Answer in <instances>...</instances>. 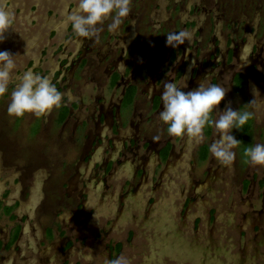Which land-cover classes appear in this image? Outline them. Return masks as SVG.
<instances>
[{"label":"flooded vegetation","instance_id":"af4514ba","mask_svg":"<svg viewBox=\"0 0 264 264\" xmlns=\"http://www.w3.org/2000/svg\"><path fill=\"white\" fill-rule=\"evenodd\" d=\"M76 6V2L70 3L66 14L62 13L65 17L60 23L61 31L55 29L50 36L52 39L60 33V41L44 49L38 59L40 75L50 78L63 94L62 106L41 117L43 132L80 147L73 161L76 179H70L83 180L86 174L80 169L89 166L95 169L94 180L103 176L97 180L102 187H109L110 180L123 182L117 188L120 209L116 211L120 217L128 209L127 201L132 197L137 200L138 190L146 186L156 191L169 174L182 167L192 176L190 185H194L195 192L212 171L230 168L221 165L209 151L219 138L213 127L205 129L201 143L187 136L168 135L167 125L159 118L163 83L186 85L182 90L187 92L207 77L206 84H219L228 90L217 113L227 107L250 111L247 102L254 89L264 96V0H132L131 12L118 28L109 30L113 22L110 18L98 25L97 35L89 39L78 38L70 24L65 26L67 16ZM180 31L191 33L192 39L178 48L167 46L166 36ZM49 53L50 57L45 59ZM47 63L50 67L45 68ZM258 118L254 114L251 119L249 147L253 146ZM238 133L233 129L237 140ZM260 137L264 141V131ZM243 143L237 147L239 155L231 165L235 171L249 164ZM32 166L27 165L24 170L31 171ZM62 166L66 168L64 162ZM89 175L90 172V178ZM253 179L248 185L243 180V187L257 177ZM3 183L6 188L0 197V233L8 236L0 238V264H4L12 250L20 251L25 236L31 233L30 219L39 205L31 204V192H27V185L22 186L21 172ZM12 187L16 189L15 195ZM87 196L82 191L76 198L67 199L71 219L78 216L77 210L84 211ZM110 197L103 199L110 201ZM195 200L190 196L186 207ZM147 201L153 204L154 196ZM64 226L46 228L48 242L42 246L58 244L61 253V260L53 259L50 264H71L66 256L75 243L71 231L65 232ZM115 248L120 252L123 242Z\"/></svg>","mask_w":264,"mask_h":264},{"label":"rangeland","instance_id":"374dc122","mask_svg":"<svg viewBox=\"0 0 264 264\" xmlns=\"http://www.w3.org/2000/svg\"><path fill=\"white\" fill-rule=\"evenodd\" d=\"M73 1L78 3V0H0V6L15 17L13 29L0 42V51L16 55L14 77L29 70L41 74L38 59L44 49L60 41V33L52 39L50 36L55 29L61 31L60 23L65 17L62 13ZM44 67L50 65L47 63ZM15 83L18 81L10 84L8 93L0 98V197L6 188L3 181L21 172L22 186L27 185V192H31V204L39 202V205L30 219L31 233L25 236L20 251L12 250L4 264L9 261L50 264L53 259L59 262V245L48 248L42 245L48 242L46 228L64 226V223L67 225L63 230L71 231L69 234L75 243L66 256L71 264H105L106 260L120 256L129 258L131 264H264V167L248 164L235 171L230 165L228 169L212 171L208 179L203 176L206 181L196 192L192 189L194 185H190L192 176L182 167L169 174L156 191L143 186L137 192V200L129 199L128 209L117 217L116 210L120 209L117 188L123 182L117 184L110 180L109 187H102L97 180L103 176L99 175L95 182V169L89 166L85 170L79 168L86 174L83 180L70 179L77 174L73 161L80 147L63 137L58 139L43 132L41 117L31 114L10 117L7 107ZM253 99L254 93L247 106L259 117L251 141L255 146L264 144L260 137L264 131V96L257 93L256 104L248 105ZM249 146V142H244L243 152ZM233 151L237 157L239 149ZM30 164L32 170H24ZM254 176L256 181L243 187V180L248 185L255 180ZM65 183L68 186L64 187ZM11 190L15 195L16 189ZM82 191L88 195L84 211L77 210L78 216L71 219L67 199L76 198ZM106 196H111L110 201H104ZM151 196H154L153 204L147 201ZM190 196L196 200L186 207ZM129 233L134 235L130 237ZM7 236L8 233H0V238ZM120 242L123 248L117 252L115 247ZM109 247H113L112 252Z\"/></svg>","mask_w":264,"mask_h":264},{"label":"clouds","instance_id":"9594fccd","mask_svg":"<svg viewBox=\"0 0 264 264\" xmlns=\"http://www.w3.org/2000/svg\"><path fill=\"white\" fill-rule=\"evenodd\" d=\"M132 0H78L77 6L65 20V26L71 25L78 38L89 39L97 35L98 25L106 20L113 21L109 30L119 27L123 18L131 12ZM14 14L5 7L0 6V42L5 39L9 29H13ZM192 39L191 33L180 31L166 36V45L178 48ZM16 56V55H15ZM15 56L9 51H0V98L9 90V85L15 83L10 93V102L7 113L10 117L23 118L26 114L36 117L45 116L63 102V94L52 83L51 79L32 71H25L22 75L13 76L16 69ZM205 77L196 89L183 91L184 87L176 82H164L161 94L162 111L160 120L167 125V133L172 137H184L201 143L207 127H213L218 139L210 145L212 156L223 166H230L236 158L233 151L241 141L232 135L233 129H241L254 116L252 111L240 112L231 107L217 113V108L225 99L226 90L219 84H210ZM248 105L256 104V94ZM213 113L216 118L213 119ZM155 137L154 139H158ZM244 155L247 162L253 167H264V144L245 149ZM105 264H131L127 257L120 256L115 260H106Z\"/></svg>","mask_w":264,"mask_h":264},{"label":"trees","instance_id":"16d2710c","mask_svg":"<svg viewBox=\"0 0 264 264\" xmlns=\"http://www.w3.org/2000/svg\"><path fill=\"white\" fill-rule=\"evenodd\" d=\"M251 129H252V123L251 120L244 125L241 129H239L238 133V139L239 141L247 142L251 137Z\"/></svg>","mask_w":264,"mask_h":264}]
</instances>
